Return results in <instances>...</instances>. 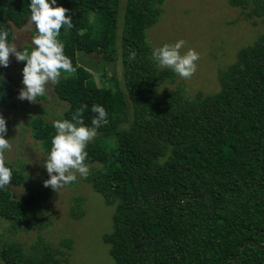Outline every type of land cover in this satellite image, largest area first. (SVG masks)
Here are the masks:
<instances>
[{"label": "trees", "instance_id": "obj_1", "mask_svg": "<svg viewBox=\"0 0 264 264\" xmlns=\"http://www.w3.org/2000/svg\"><path fill=\"white\" fill-rule=\"evenodd\" d=\"M164 1L125 0L119 35L121 0H57L73 20L74 27L62 28L59 39L76 69L54 84L57 98L68 104L61 120H71L81 105L88 106L87 126L94 104L108 113L87 146L86 163L97 166L84 178L114 205L112 229L103 242L114 264H264V33L218 70L217 92L189 98L181 83L161 92L174 72L151 60L146 31ZM226 1L245 19L264 22V0ZM30 3L0 0V27L8 29L10 42L11 25L26 23ZM130 49L137 53L131 62ZM76 52L119 62L122 82L109 76L107 87L97 86L90 71L76 65ZM14 93L0 66L1 108H15ZM52 124L41 115L29 121L31 135L48 153ZM7 166L13 169L10 186L26 182L24 163L14 167L7 161ZM8 186L0 189V217L9 231L48 225L36 212L48 188L14 198ZM75 200L70 214L79 218L83 212ZM62 244L71 247L69 239ZM64 255L42 237L28 248L7 240L0 244L3 264H62Z\"/></svg>", "mask_w": 264, "mask_h": 264}, {"label": "rangeland", "instance_id": "obj_2", "mask_svg": "<svg viewBox=\"0 0 264 264\" xmlns=\"http://www.w3.org/2000/svg\"><path fill=\"white\" fill-rule=\"evenodd\" d=\"M125 0H121V12L118 33L121 34ZM92 19V17H90ZM26 23L17 28L11 25L12 41L18 50L22 46L32 45V36L36 34L35 26L26 29ZM264 33V22L260 18L245 19L237 7L230 6L226 0H165L162 12L157 20L146 31V41L153 50L165 43L186 42L182 52L189 48L200 54L197 71L191 79L185 80L174 73L173 81H165L159 88L162 91H173L177 83L183 86V93L192 98L196 93L212 94L219 90L218 70L231 64L237 51L253 44ZM119 41V39H118ZM75 62L90 71L93 80L99 87H107L109 76H115L122 82V69L119 62L104 63L100 54L86 55L76 52ZM23 62L10 57V64L4 68L7 82L14 88L16 106L14 109L0 107V114L6 120L7 135L12 150L6 153V161L14 167L25 164L27 180L19 186H8L11 195L19 198L30 189H44L43 182L49 179L43 167L48 152L44 151L39 141L33 138L29 121L36 115L43 116L47 121L61 119L67 103L58 99L54 92V84L48 85L47 94L37 98V103L19 100L18 95L22 84ZM63 74L62 76H72ZM90 169L96 164H89ZM75 198L80 199L82 216L73 218L70 214ZM36 210L48 225L35 226L28 231L12 232L9 224L0 217V244L2 240L21 243L28 248L38 237H42L56 249L65 251L67 258L62 264H114L109 254L108 245L102 236L112 229L111 216L114 205H107L103 197L94 191L84 178L66 185L55 192L48 187V194L39 201ZM41 222V219L39 220ZM69 239L71 247L66 248L63 241ZM0 264L3 261L0 258Z\"/></svg>", "mask_w": 264, "mask_h": 264}, {"label": "clouds", "instance_id": "obj_3", "mask_svg": "<svg viewBox=\"0 0 264 264\" xmlns=\"http://www.w3.org/2000/svg\"><path fill=\"white\" fill-rule=\"evenodd\" d=\"M57 0H31L29 22L26 29L35 26L36 34L32 36L31 50L24 48L18 50L15 42H10L7 28L0 27V66L7 68L10 57L14 56L18 62H25L22 69L23 87L19 91L18 99L37 103L38 97L47 94L49 84H58L63 74L76 71L72 60L65 54V44L59 39L61 29L65 31L74 27L71 16L66 15L69 9L56 6ZM184 40L175 43H165L152 50L151 60L159 68L171 69L180 78L188 80L197 71V61L200 54L189 48L182 52ZM134 49L129 50V61L136 59ZM87 105H81L72 115L71 120L58 119L53 121L55 135L51 139V149L43 167L49 179L43 186L50 187L55 192L66 185L77 182V178H87L90 166L86 163L87 146L97 137L98 129L106 122L108 116L103 106L94 104L91 107L94 117L91 126L84 123V112ZM6 120L0 114V189L10 185L13 169L7 166L6 153L12 150L7 135ZM162 165L165 160L162 158Z\"/></svg>", "mask_w": 264, "mask_h": 264}]
</instances>
